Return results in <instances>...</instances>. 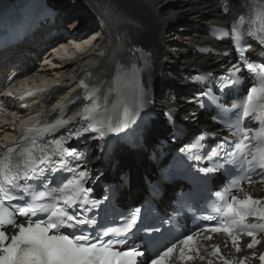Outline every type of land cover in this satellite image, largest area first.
<instances>
[{"label": "snow or ice", "instance_id": "1", "mask_svg": "<svg viewBox=\"0 0 264 264\" xmlns=\"http://www.w3.org/2000/svg\"><path fill=\"white\" fill-rule=\"evenodd\" d=\"M238 19L243 21V16ZM100 35L97 33L88 43L97 41ZM213 37L231 41L235 62L222 64L226 70L221 74L194 77L202 90L189 103L214 108L213 122L220 127L201 132L179 152L197 164L207 161L206 166L198 168L205 178L221 170L230 175L224 188L214 193L212 212L203 217L215 223L197 225L152 254L146 255L147 247L137 246V239L147 244L138 233H158L165 221L160 225L146 223L142 207L118 210L113 203V188L102 198H93L91 185L104 174H93L87 167L88 152L71 143L87 137L106 146L107 138L128 129L150 102L146 86L138 85L135 107L124 106L122 113L113 115L111 96L119 93V75L113 77L107 93L97 87L107 82L98 80L90 85L80 79L78 87L86 101L80 110L67 119L63 117L67 106L79 97L73 98L60 106L59 115L52 121L26 125L20 140L0 146L4 148L0 156V264H189L196 260L207 264H251L258 260L264 264V252L257 251V246L264 244V197L256 198L242 186L264 183V24L253 30L233 23L230 30L214 29ZM244 37L253 38L259 46L256 60L246 55L252 44ZM61 47L66 52V46ZM231 50L199 49L219 57L230 56ZM141 51L129 49L133 56ZM118 67L132 76L138 71L135 63ZM244 69L256 82L247 87L245 96L233 95L247 85L240 75ZM174 113V108H168L165 115L173 120ZM247 121L258 127L248 126ZM216 137L220 139L214 145L205 143ZM24 141L28 143L21 148ZM213 234L221 238L220 243H206L214 239ZM222 249H227L232 258H227ZM232 249L235 253L251 252L238 258Z\"/></svg>", "mask_w": 264, "mask_h": 264}, {"label": "bare ground", "instance_id": "2", "mask_svg": "<svg viewBox=\"0 0 264 264\" xmlns=\"http://www.w3.org/2000/svg\"><path fill=\"white\" fill-rule=\"evenodd\" d=\"M126 9L137 16L142 24V39L156 47L167 59L166 66L157 63L156 68L165 69L175 77H179L181 68L186 65L198 64L206 61L190 54L188 44L203 38L204 30L201 29L213 17H219L216 0H118ZM93 12H77V20L65 19V23L73 33V39L86 43L87 51L72 52L73 58L54 59L50 54L44 59L40 67L51 75L57 77V81L71 82L77 73L89 65L101 64L110 59L115 39V31L112 23L100 12L99 4L95 0L90 1ZM65 14L62 15L64 17ZM201 23L200 27H192V22ZM100 33L97 41L92 37ZM168 38L166 39V37ZM104 55H98L99 52ZM9 56L0 55V72L9 60ZM52 65H46V63ZM56 67V69H52ZM179 81V80H178ZM166 90L177 89L176 82L165 83ZM166 96L161 92L159 100ZM186 109V107H183Z\"/></svg>", "mask_w": 264, "mask_h": 264}, {"label": "rangeland", "instance_id": "3", "mask_svg": "<svg viewBox=\"0 0 264 264\" xmlns=\"http://www.w3.org/2000/svg\"><path fill=\"white\" fill-rule=\"evenodd\" d=\"M168 38V36L166 37V39Z\"/></svg>", "mask_w": 264, "mask_h": 264}]
</instances>
